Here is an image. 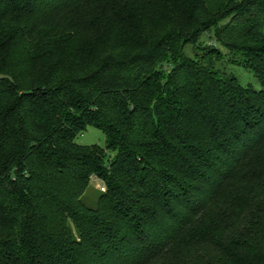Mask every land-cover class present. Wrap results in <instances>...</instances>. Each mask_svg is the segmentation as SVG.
Instances as JSON below:
<instances>
[{
  "label": "trees",
  "instance_id": "obj_1",
  "mask_svg": "<svg viewBox=\"0 0 264 264\" xmlns=\"http://www.w3.org/2000/svg\"><path fill=\"white\" fill-rule=\"evenodd\" d=\"M226 3L0 0V264H264V0Z\"/></svg>",
  "mask_w": 264,
  "mask_h": 264
},
{
  "label": "rangeland",
  "instance_id": "obj_2",
  "mask_svg": "<svg viewBox=\"0 0 264 264\" xmlns=\"http://www.w3.org/2000/svg\"><path fill=\"white\" fill-rule=\"evenodd\" d=\"M227 0H205L206 4L208 5L209 12H218L221 8L220 5H227ZM229 13V11H228ZM229 20L233 22H238L244 28V31L247 32L253 31L260 20V15L255 8L248 10L247 14H243V12H231ZM226 19V21H228ZM224 21L223 23H225ZM197 47V53L199 55L206 57L214 56V57H221L222 60L217 63L219 69H221L226 75L235 76L238 81L244 87H251L257 91L262 90V85L258 79V77L252 72L246 69L243 66V57L240 53L231 54L228 50L220 44V42L215 37L214 29L208 30L206 33L203 34L200 41L195 42V44H191L186 48V54L195 57L194 48ZM209 55V56H208ZM221 55V56H220ZM78 143L84 146H92V145H99L103 148H107L108 145V138L105 132L96 127V126H89L86 131L81 133L78 136ZM109 159L114 160L117 156L116 150H107ZM106 186V183L95 177L92 181L91 186L87 190L84 199L89 206L95 207L97 205L99 193L102 186ZM107 188V186H106ZM190 258L195 261L194 264H197L199 261L198 256L195 254L190 255Z\"/></svg>",
  "mask_w": 264,
  "mask_h": 264
},
{
  "label": "built area",
  "instance_id": "obj_3",
  "mask_svg": "<svg viewBox=\"0 0 264 264\" xmlns=\"http://www.w3.org/2000/svg\"><path fill=\"white\" fill-rule=\"evenodd\" d=\"M106 189H107V188H106L105 185L101 187V190H102V191H106Z\"/></svg>",
  "mask_w": 264,
  "mask_h": 264
}]
</instances>
